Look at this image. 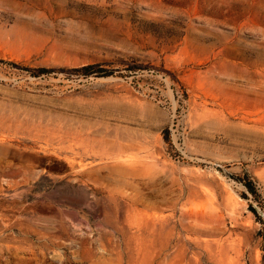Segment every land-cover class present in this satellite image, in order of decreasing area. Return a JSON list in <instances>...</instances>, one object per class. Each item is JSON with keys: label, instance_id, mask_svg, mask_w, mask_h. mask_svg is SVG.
Segmentation results:
<instances>
[{"label": "rangeland", "instance_id": "1", "mask_svg": "<svg viewBox=\"0 0 264 264\" xmlns=\"http://www.w3.org/2000/svg\"><path fill=\"white\" fill-rule=\"evenodd\" d=\"M0 264H264V0H0Z\"/></svg>", "mask_w": 264, "mask_h": 264}, {"label": "trees", "instance_id": "2", "mask_svg": "<svg viewBox=\"0 0 264 264\" xmlns=\"http://www.w3.org/2000/svg\"><path fill=\"white\" fill-rule=\"evenodd\" d=\"M93 69H96L95 64H86V65L80 66L78 68V70L82 71L84 74H88V73L94 72ZM95 71H98V70H95ZM245 186L248 188V190L250 192H253V190L251 188H249V184L248 183H245Z\"/></svg>", "mask_w": 264, "mask_h": 264}]
</instances>
